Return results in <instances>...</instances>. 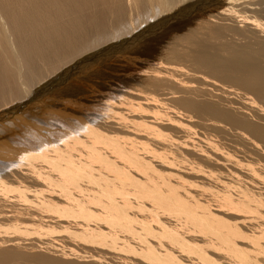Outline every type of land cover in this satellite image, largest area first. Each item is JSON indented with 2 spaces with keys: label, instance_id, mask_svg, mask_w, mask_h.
<instances>
[{
  "label": "bare ground",
  "instance_id": "1",
  "mask_svg": "<svg viewBox=\"0 0 264 264\" xmlns=\"http://www.w3.org/2000/svg\"><path fill=\"white\" fill-rule=\"evenodd\" d=\"M194 1L0 0V120L64 79L75 124L82 63L131 53L66 139L2 135L0 264H264V0Z\"/></svg>",
  "mask_w": 264,
  "mask_h": 264
},
{
  "label": "rangeland",
  "instance_id": "2",
  "mask_svg": "<svg viewBox=\"0 0 264 264\" xmlns=\"http://www.w3.org/2000/svg\"><path fill=\"white\" fill-rule=\"evenodd\" d=\"M224 1H226V0H196V1H194V2H191V3H188V5H187V8L189 9L188 11H190V12H192V13H197L199 10L200 11H207V10H209L208 9V7L206 6V4L205 3H217V4H220L221 2H224ZM252 14V13H251ZM251 14H249V15H251ZM141 21V20H140ZM175 21V20H174ZM171 22V21H170ZM173 22V21H172ZM176 22V21H175ZM175 22H173V23H175ZM137 23V22H136ZM141 23V22H140ZM168 23V21H166L165 22V25ZM139 24V23H138ZM145 23H143L142 24V26H145V27H143V28H141V30H140V32H138L137 34H139L140 35V37H139V39L140 38H142V40L141 41H139V39L138 40H135V41H137V42H135L134 44H132L133 46V48H134V46L136 45V43L138 44L137 46H135V50L132 48V50H134V51H137V49H140L141 50V47H142V49H143V46L144 45H142L141 43H142V41L143 40H147V39H149V38H151V37H154V35H160L161 34V30L160 29H163L164 28V24L162 23L161 25H160V23H158L157 25L158 26H154L155 24H156V22L155 21H153L152 22V24L151 23H149V25H144ZM150 25H151V28H150ZM149 27V28H148ZM153 27H155L154 29H153ZM163 27V28H162ZM144 29H145V31H144ZM153 29V30H152ZM157 29H159L158 31H157ZM151 30V31H150ZM143 31H144V33H143ZM154 31V32H153ZM146 33H147V36H146ZM150 33V34H149ZM145 35V36H144ZM142 36V37H141ZM144 36V37H143ZM151 36V37H150ZM157 36V37H158ZM148 37V38H147ZM145 38V39H144ZM139 41V42H138ZM141 42V43H140ZM146 42V41H145ZM148 42V41H147ZM131 46V45H130ZM130 46L128 47V49L130 48ZM113 48V49H112ZM110 50L108 49L107 51H103L102 53H101V56L100 57H97V56H94V58H93V62H89V64H88V62H84V64L82 63V68H83V65H84V68L82 69V71H80L79 72V74L80 73H82V74H78V76L79 77H81V79L82 78H85V75H86V81L88 82V81H90V80H92L91 82H93V83H91V82H88V87H86L88 90V93H90L91 91H94L95 89L96 90H99V91H95L94 92V95H92V97H90L91 95H89L88 97L86 96V94H84L83 96H79V98H78V104L80 105V104H82V105H80L81 106V108L83 109V111L82 110H78L79 112H81V114L77 111V112H75V116L76 117H78L77 115H76V113H79L78 115H80V117H78V118H76L75 117V120L76 119H78V120H76V122H75V124H73L74 123V121H72V122H68V121H70V120H66V119H64L63 118V111H64V109H66L67 108V106L69 105V103H70V101L69 102H67L66 104H64L65 102H63V99L61 98L62 97V95H59V94H57V93H59V91L58 90H62L63 89V91H65L64 90V88L65 87H67L68 86V84L67 83H65V84H63V86L62 87H60V82L62 81V80H64V79H62L61 81H59L58 83H56V80L54 81V84H53V87H50L49 88V91H48V89L46 88V89H44L43 91H41V92H39V94L40 95H38L37 96V99L35 100V104H34V102H32L31 104H29V105H31L32 107H31V109L28 107L29 105H27V107L25 106V109H22L20 112L19 111H14L11 115H8V117L7 116H5V118H2V120H0V124L3 126H1V128L3 129H1L0 128V139L2 138V135H4V137L2 138V139H4V138H7V137H10L11 136V134L12 135H17V134H14V133H18L19 131H26L25 132V134L24 135H21L20 137H18V138H16L15 140L17 141V142H19L20 140H22V142L24 143V142H26L27 140H29L30 139V137L28 138V136H35L40 130V132H44V130H42L43 129V127H44V125L43 124H45V122L47 123V121L48 120H44L43 122L44 123H42V124H40V123H38V121L37 120H42V119H44L43 117H41V116H43V111H44V113L46 112V110H47V114L49 113V112H52V114H51V116L53 115V113H54V116H52V117H54V119H52V120H58V117L56 116V114L59 116V120L61 119L62 120V124H61V121H59L60 122V124H61V126H60V124H59V122H58V124H59V126L56 124L55 126H54V128L56 127V129H57V131H56V129H51V132L48 134V132H47V134H48V136H51V137H48L47 136V138L48 139H51L52 138V136H53V138H56V137H54V136H58V134H60V136L62 137H64L65 135H63V133L65 132L66 133V130H63V129H66L65 127H64V124H66L67 122V124L68 125H70V128H71V126L73 127V126H75L76 125V123L80 120V122L82 121L81 119H83V123L82 124H85V122L84 121H86V118L87 119H89L88 117H89V115H87L88 113V108H90V105H89V103L90 104H92V102H94L95 100H97V99H99L100 97H102V96H106L107 94H108V91L109 90H107L106 91V93L104 94L103 93V87H105L104 85H107V84H104V81H106V80H104L103 81V79L101 78V73H103L104 74V72L105 73H107L108 72V70H111V69H113V68H115L114 66H119L118 65V63H122L123 65H125L126 64V61H125V59L127 58V59H130V54H129V56L127 57L126 55H124V54H126L127 52L126 51H128L127 49H125L126 51H124V50H121V52H120V50H119V48L117 47V46H113ZM137 48V49H136ZM115 49H117V50H115ZM129 50H131V49H129ZM114 51H116V52H114ZM122 51H123V54H122ZM126 52V53H125ZM106 54V55H105ZM114 54H116L115 56H120L119 58H120V60L119 59H116V57H113V55ZM125 57H124V56ZM106 58H105V57ZM110 56H112L111 58H110ZM117 57V58H118ZM96 58V59H95ZM103 58H105V59H103ZM118 61H116L115 59ZM103 60V64L101 65V63H100V61H102ZM107 60V61H106ZM111 60V61H110ZM114 60V61H113ZM121 63H120V65H121ZM87 64V65H86ZM114 65V66H113ZM90 66V67H89ZM94 66V67H93ZM89 67V68H88ZM97 67V68H96ZM98 67H100V68H98ZM116 67V69H118ZM133 67L134 68H136L137 66H134L133 65ZM164 68H165V66H163ZM163 68V69H164ZM93 69V70H92ZM95 69H97V71L95 70ZM163 69H161V70H163ZM86 70V71H85ZM93 71V73H92V71ZM100 70V71H99ZM103 72H102V71ZM94 71H96V72H94ZM117 72H121L122 73V70H120V69H118L117 70ZM95 73H98V75L96 74L95 75ZM92 74V75H91ZM83 77H82V76ZM95 75V77H93ZM100 75V76H99ZM77 76V77H78ZM99 76V77H98ZM88 77V78H87ZM96 77H98L97 79H96ZM92 78V79H91ZM80 79V80H81ZM94 79V80H93ZM102 79V80H101ZM84 80V79H83ZM95 80H96V82H95ZM99 83H98V82ZM101 81H103V82H101ZM118 81H120V80H118ZM73 82V81H72ZM102 84H101V83ZM114 83L113 84H115V85H117L118 83L117 82H115V81H113ZM91 83V84H90ZM96 83V84H95ZM57 84H59L58 86H56ZM112 84V85H113ZM64 85H65V87H64ZM95 85V86H94ZM55 86V87H54ZM86 86H87V83H86ZM101 86V87H100ZM79 87V86H78ZM59 88V89H58ZM100 88V89H99ZM101 88H102V90H101ZM50 89H51V91H50ZM53 89V90H52ZM58 89V90H57ZM66 89V88H65ZM93 89V90H92ZM106 89V88H105ZM121 89V88H120ZM100 90L102 91V93L100 92ZM55 91V92H54ZM58 91V92H57ZM90 91V92H89ZM119 91H121V90H119ZM118 91V92H119ZM44 92V93H43ZM100 92V93H99ZM117 92V91H116ZM116 92H114V93H116ZM47 93V94H46ZM57 94V95H56ZM93 94V93H92ZM102 95V96H97V95ZM48 95V96H47ZM51 95V96H50ZM51 97L50 99H51V101H50V99L48 98V97ZM94 96V97H93ZM95 96H96V98H95ZM40 97H42V99L41 100H39L40 99ZM53 97H54V99L55 100H53L54 102H52V99H53ZM58 97V98H57ZM64 97V96H63ZM92 100H91V99ZM46 99V100H45ZM47 99H49V100H47ZM37 101H39L40 103H38ZM58 101H59V103H58ZM50 103V104H49ZM55 103V104H54ZM83 103H85V104H83ZM44 105V107H43V105ZM47 104V105H46ZM51 104H54V105H51ZM64 104V105H63ZM71 104H73V102L72 103H70V105ZM40 105V106H39ZM57 105V106H56ZM60 105V106H59ZM66 105V106H65ZM36 106V107H35ZM65 106V107H64ZM38 107L40 108V110H43L42 112H40V110H38ZM54 107H55V109H54ZM61 107V108H60ZM62 107L64 108V109H62ZM34 108V109H33ZM60 110H58V109ZM28 109V110H27ZM31 111H30V110ZM53 109V110H52ZM25 110H27V111H25ZM33 110V111H32ZM50 110V111H49ZM54 110H56V113L54 112ZM69 110H72V109H69ZM77 110V109H76ZM57 111H59V112H61L62 111V117L60 116V114L61 113H57ZM73 111V110H72ZM86 111V112H85ZM19 112V113H18ZM23 112L25 113L26 112V114H23ZM30 112V113H32V115L31 114H28V113ZM40 112V113H39ZM65 112H66V110H65ZM65 112H64V114H65ZM82 112H85V113H87V114H85V113H82ZM21 113V114H20ZM33 113H37V115H34ZM15 114V115H14ZM19 114L20 116H21V118L19 117V116H17V115ZM23 114V115H22ZM82 114H85V115H82ZM24 115H26V116H24ZM28 115V116H27ZM41 115V116H40ZM12 118H11V117ZM17 116V117H16ZM56 116V117H55ZM82 116H84V117H82ZM86 116V117H85ZM88 116V117H87ZM19 117V118H18ZM61 117V118H60ZM13 118H14V120H13ZM32 118V119H31ZM35 118H36V120H35ZM63 119H64V121H63ZM13 120V121H12ZM25 120H27V122H28V120H29V122L27 123ZM90 120H92V118L90 117ZM2 121V122H1ZM10 121V122H9ZM19 121V122H18ZM33 121H35V122H33ZM36 121H37V123H36ZM89 121V120H88ZM9 124V125H7V126H5L6 124ZM12 122V123H11ZM14 122H15V125H14ZM21 122V123H20ZM22 122H23V124H22ZM51 124V125H53V123L49 120V122L46 124V125H48V124ZM79 123V122H78ZM77 123V124H78ZM14 125V127H13V125ZM17 124V125H16ZM20 124V125H19ZM28 126H27V125ZM33 124H39V126L37 125H34L33 127H32V125ZM30 125V126H29ZM45 125V126H46ZM63 125V126H62ZM81 125V123H79L77 126H80ZM4 126L6 127V129L4 128ZM18 126V127H17ZM21 126V127H20ZM25 126V127H24ZM43 126V127H42ZM27 127H30V128H32V129H28ZM36 129H35V128ZM42 127V129H40ZM63 127V128H62ZM70 128H68L67 129V131H71L72 130V128L70 129ZM9 129H11L10 131H9ZM45 129H47V126H46V128ZM6 130V132L4 133V134H2L4 131ZM28 130V131H27ZM53 130V131H52ZM12 131V132H11ZM36 131L37 133L35 134L34 132ZM56 131V132H55ZM60 131V132H59ZM63 131V132H62ZM11 134H10V133ZM39 132V133H40ZM8 133V134H7ZM27 133V134H26ZM54 133V134H53ZM57 133V134H56ZM46 134V135H47ZM53 134V135H52ZM45 135V136H46ZM23 136V137H22ZM25 137V138H24ZM19 138H21V139H19ZM46 138V137H45ZM46 138V141H51V140H48ZM14 139V138H13ZM18 139V140H17ZM26 139V140H25ZM64 139H66V136L64 137ZM21 142V141H20ZM12 143V142H11ZM5 143H1V145L3 146ZM7 148H10V146H8ZM0 163L1 164H3L4 162L3 161H1L0 160ZM12 164V167H9L10 169H20V170H25L26 169V166H23V165H21L19 168H16L15 167V162H13V163H11ZM213 195H217V194H213ZM219 195H220V197L222 196L221 195V193H219ZM213 198L214 196H208V198L211 200V198ZM215 198H217V199H215ZM218 198H219V196H215L214 197V200L213 201H215V200H218ZM208 199V200H209Z\"/></svg>",
  "mask_w": 264,
  "mask_h": 264
}]
</instances>
